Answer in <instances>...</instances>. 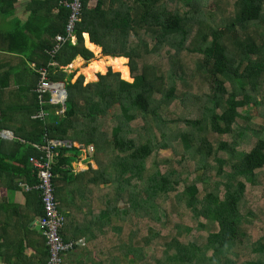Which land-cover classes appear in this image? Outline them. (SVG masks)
Wrapping results in <instances>:
<instances>
[{"label": "trees", "instance_id": "trees-1", "mask_svg": "<svg viewBox=\"0 0 264 264\" xmlns=\"http://www.w3.org/2000/svg\"><path fill=\"white\" fill-rule=\"evenodd\" d=\"M61 1L31 0L0 50V134L14 138L0 137V190L36 186L33 146L67 142L51 170L60 235L80 244L93 230L99 264H264V0H82L75 44L50 54ZM85 34L128 60L132 83L126 66L72 82L64 68L93 59ZM39 68L64 84L61 115L35 93ZM80 156L90 164L74 173ZM25 195L43 216L40 192Z\"/></svg>", "mask_w": 264, "mask_h": 264}, {"label": "crops", "instance_id": "crops-1", "mask_svg": "<svg viewBox=\"0 0 264 264\" xmlns=\"http://www.w3.org/2000/svg\"><path fill=\"white\" fill-rule=\"evenodd\" d=\"M30 2L31 0H14L12 11L8 13L10 2L0 0V50H4L8 45L5 43V36L26 23L30 16ZM56 13V10L52 11V14ZM20 47L23 48V45L20 44ZM78 59L81 58L77 57L75 61ZM72 64L64 70H70ZM28 66L31 67L32 64ZM82 165L88 167L89 163L80 156L72 164L74 173L84 172L85 170H79ZM0 197L6 199L8 209L6 212L0 211V264H47L48 254L43 235L35 227L40 218L38 210H35V200H26L22 188L6 191L2 189ZM88 235L89 241L86 242V237L83 236L78 249L65 255L63 264H99V238L96 239L93 230Z\"/></svg>", "mask_w": 264, "mask_h": 264}, {"label": "built area", "instance_id": "built-area-1", "mask_svg": "<svg viewBox=\"0 0 264 264\" xmlns=\"http://www.w3.org/2000/svg\"><path fill=\"white\" fill-rule=\"evenodd\" d=\"M82 0H73L72 2H67L62 0L60 5L64 8L70 10L68 22L65 28V35H57L55 37V45L50 52V54H55L59 48L67 42L75 44L76 38L74 35L75 26L80 22ZM51 65H53L51 63ZM34 68V65H32ZM39 80L35 88V93L38 99L43 103V97L49 96V104L58 105L60 114L65 111L66 102V92L63 83L52 82L49 79V74L47 68L36 69ZM56 113V112H55ZM48 112L44 113L41 110L38 113V117L47 118ZM0 137L5 140H13V136L9 132H2ZM71 144L67 142H54L47 141L42 146L34 145L33 148L41 151L38 157H32L29 159V163L36 171L37 182L36 186H28L26 184H19V186L25 191L30 192L32 190H37L41 194V203L44 211V215L41 216L35 227L42 233L45 238V244L48 250V260L47 264H62L63 256L66 252L74 249L75 246L79 245L76 242H64L60 232L64 226V217L59 213L58 203L55 200L54 188L52 185V166L54 165L58 157V149L61 147H70ZM93 154V148L90 146L87 148V155L91 156Z\"/></svg>", "mask_w": 264, "mask_h": 264}, {"label": "rangeland", "instance_id": "rangeland-1", "mask_svg": "<svg viewBox=\"0 0 264 264\" xmlns=\"http://www.w3.org/2000/svg\"><path fill=\"white\" fill-rule=\"evenodd\" d=\"M94 5V1H90V6H93ZM88 38V37H87ZM83 39H84V36H83ZM89 40V39H88ZM84 45H85V39H84ZM85 47H86V49H88L87 48V46L85 45ZM89 50V49H88ZM90 51V50H89ZM91 52V51H90ZM92 54H93V59L90 61V62H85L84 60H80L79 61V59L78 60H74V63L72 64V66H71V69L70 70H66L69 74L70 73H75V75H74V77H73V79H72V82H75L76 81V79L78 78V77H80V76H82L83 77V79H84V84H90V83H94V82H97L98 81V77L99 76H104L108 71H111V72H113V73H118L119 75H120V78L122 79V77H121V74L119 73V72H117V71H115V70H113L111 67H118V66H104V67H97L94 71H93V73H94V80H87L86 78H85V70L87 69V68H89V66H90V64L91 63H93V62H99V61H102L103 59H105V57L106 56H104L103 54H102V51H101V49H100V51L97 53V54H95L94 52H92ZM79 61V62H78ZM82 61V62H81ZM76 65V66H75ZM127 68H128V70H129V67H128V60H127V62H126V65H125ZM32 67V66H31ZM67 68V67H66ZM99 68H103L102 70H97V69H99ZM65 69V68H64ZM65 71V70H64ZM65 71V72H66ZM103 72V73H97V72ZM129 77H130V79L129 80H124V79H122L123 81H125V82H127V83H132L133 82V80H132V78H131V74H130V70H129ZM55 112H56V114L55 115H61L60 114V110H57V109H55ZM255 122L256 123H258V124H262V125H264V122L261 120V119H259V118H256L255 119ZM162 154L165 156V157H171V153L169 152V151H163L162 152ZM82 158H84V159H86L87 157H85V156H82ZM87 159H90V158H87ZM86 159V161H88ZM90 162V161H89ZM90 164V163H89ZM91 167H93V169H95L96 168V164L94 163V162H92V165H90ZM88 167L87 166H84V165H82L81 167H80V169L79 170H86ZM35 225H37V224H35ZM149 222H146V220L144 221V223L142 224V226L144 227V232L146 233L147 232V230H148V228H149ZM152 227H154V225H151ZM204 232V235H205V231H203ZM202 232V233H203ZM199 232H197V230L194 228L193 229V231H192V237L191 238H196V234H198ZM201 233V232H200ZM201 233V234H202Z\"/></svg>", "mask_w": 264, "mask_h": 264}, {"label": "bare ground", "instance_id": "bare-ground-1", "mask_svg": "<svg viewBox=\"0 0 264 264\" xmlns=\"http://www.w3.org/2000/svg\"><path fill=\"white\" fill-rule=\"evenodd\" d=\"M87 35H84V39H85V45L87 46V48L91 51L94 52L95 54H97L100 51V48L91 44L87 38ZM81 59H79L80 61ZM78 61V62H79ZM82 62V61H81ZM127 59L125 58H115V59H111L109 57H105V59H103L102 61L99 62H93L90 64L89 68H87L85 70V78L87 80H94V73L93 71L97 68V67H104V66H118L121 69L125 68ZM76 66V65H75Z\"/></svg>", "mask_w": 264, "mask_h": 264}, {"label": "water", "instance_id": "water-1", "mask_svg": "<svg viewBox=\"0 0 264 264\" xmlns=\"http://www.w3.org/2000/svg\"><path fill=\"white\" fill-rule=\"evenodd\" d=\"M109 58H111V59H115L114 57H109ZM64 107H65V105H64Z\"/></svg>", "mask_w": 264, "mask_h": 264}]
</instances>
